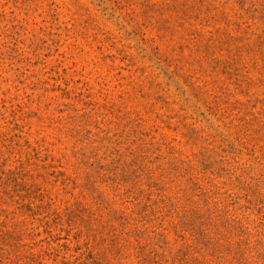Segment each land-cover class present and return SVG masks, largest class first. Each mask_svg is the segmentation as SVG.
<instances>
[{"label":"rangeland","instance_id":"374dc122","mask_svg":"<svg viewBox=\"0 0 264 264\" xmlns=\"http://www.w3.org/2000/svg\"><path fill=\"white\" fill-rule=\"evenodd\" d=\"M0 264H264V0H0Z\"/></svg>","mask_w":264,"mask_h":264}]
</instances>
